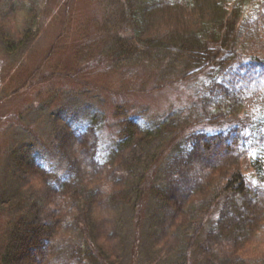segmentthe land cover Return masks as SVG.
Masks as SVG:
<instances>
[{
  "label": "trees",
  "instance_id": "obj_1",
  "mask_svg": "<svg viewBox=\"0 0 264 264\" xmlns=\"http://www.w3.org/2000/svg\"><path fill=\"white\" fill-rule=\"evenodd\" d=\"M109 1L116 9L113 29L108 25L111 58L176 81L209 72L208 120L226 115L237 124L183 135L173 119L151 129L119 106L113 155L103 162L95 126L57 124L53 138L68 168L49 194L34 190L24 173L32 167L48 179L36 159L16 170L19 192L31 204L28 215L9 224L0 263L117 264L124 250L120 214L153 182L154 243L169 235L174 242L175 231L180 239L217 210L208 247L201 248L204 263L250 264L236 252L264 232V0ZM41 8L42 0H0V37L10 54L23 55L37 41ZM161 158L168 166L155 179ZM256 259L264 264V255Z\"/></svg>",
  "mask_w": 264,
  "mask_h": 264
},
{
  "label": "rangeland",
  "instance_id": "obj_2",
  "mask_svg": "<svg viewBox=\"0 0 264 264\" xmlns=\"http://www.w3.org/2000/svg\"><path fill=\"white\" fill-rule=\"evenodd\" d=\"M110 3L42 0L39 38L23 55L10 54L0 37V258L9 224L28 215L31 204L19 192L21 180L16 170L36 159L48 179L32 167L24 173L34 190L49 194L56 188L50 184L68 168L53 138L57 124L78 130L95 126L102 162L113 155L109 148L119 132V106L126 116L151 129L173 119L183 135L227 130L237 124L228 121L226 115L219 121L208 120L204 103L212 79L209 72L176 81L174 75L164 76L159 69L148 70L111 58L108 25L114 24L112 11L116 9ZM160 161L152 171L155 179L157 172L164 177L169 162L164 158ZM90 171L98 181L103 180L102 174L93 168ZM152 183L142 187L143 197H133L134 203L140 199L135 207L128 206L120 214L118 231L124 250L117 264H205L201 248L208 247L217 210L188 227L180 239L175 231L174 242L169 235L154 243L158 236L154 230L157 218L151 202ZM94 217L96 222L102 219L97 209ZM91 226H85L86 230ZM105 245L108 247V243ZM236 253L247 255L250 264L257 262L256 258L264 255V232Z\"/></svg>",
  "mask_w": 264,
  "mask_h": 264
}]
</instances>
